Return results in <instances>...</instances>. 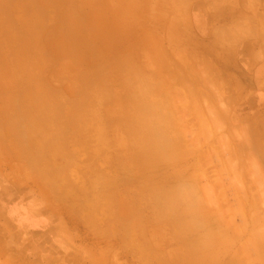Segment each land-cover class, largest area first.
<instances>
[{
    "label": "rangeland",
    "instance_id": "1",
    "mask_svg": "<svg viewBox=\"0 0 264 264\" xmlns=\"http://www.w3.org/2000/svg\"><path fill=\"white\" fill-rule=\"evenodd\" d=\"M204 17L156 70L134 17L119 55L90 0H0V264H264V92Z\"/></svg>",
    "mask_w": 264,
    "mask_h": 264
},
{
    "label": "crops",
    "instance_id": "2",
    "mask_svg": "<svg viewBox=\"0 0 264 264\" xmlns=\"http://www.w3.org/2000/svg\"><path fill=\"white\" fill-rule=\"evenodd\" d=\"M132 7H135L133 15L130 12ZM90 13L92 37L96 39V44L113 47L119 51V55L125 53L131 36L127 22L134 17V22L137 23L134 32L138 36L140 60L156 64V70L159 63L162 70L164 63H174V56H178L180 50L185 56L193 55L194 39L207 44L205 49L198 50V54L206 57L210 53L208 45L213 32L204 16L218 14L223 19L219 22V29L234 31V34L239 35L237 42L241 40L244 72L250 73L254 78L251 89L264 92V59L256 60L259 56H264V46L252 43L246 38L243 41L242 35L247 26L254 30L260 22H264V0H217L215 4L205 1L200 4L194 0H90ZM227 15L234 17H229L228 20ZM195 16L198 28L195 27ZM103 39L114 42H103ZM231 52L235 54L236 50ZM240 89L248 90V87Z\"/></svg>",
    "mask_w": 264,
    "mask_h": 264
},
{
    "label": "bare ground",
    "instance_id": "3",
    "mask_svg": "<svg viewBox=\"0 0 264 264\" xmlns=\"http://www.w3.org/2000/svg\"><path fill=\"white\" fill-rule=\"evenodd\" d=\"M259 38H260V37H259ZM144 124H145V123H144ZM144 124H143V125H144ZM153 125H154V124H152V126H153ZM145 127L147 128L146 125L143 126L144 129H145ZM149 129H151V128H147V130H146V129H145V130H146V131H149ZM155 130H156V129H154V130H150V132H152V131L154 132ZM155 133H156V132H155ZM153 134H154V133H153ZM153 134H152V135H153ZM154 135H155V134H154ZM149 136L151 137V135H149ZM150 137H149V138H150ZM154 137H155V136H153V138H154ZM149 138H147V139H149ZM153 138L151 137V138H150V141H151V139L153 140ZM157 139H158V137H155V138H154L155 141H157ZM154 140H153L152 142H154ZM150 141H149V142H150ZM158 141H159V139H158ZM150 143H151V142H150ZM152 144H156V143L154 142V143H152ZM166 198L169 199L170 197L167 196ZM176 198H177L179 201H180V200H183V201H184V198H180V197H176ZM185 210H186V209L182 208V211H181V213H182V214H181L182 217H183V215L185 214ZM188 225H189V224H188Z\"/></svg>",
    "mask_w": 264,
    "mask_h": 264
}]
</instances>
